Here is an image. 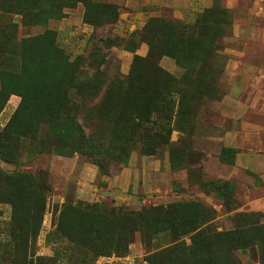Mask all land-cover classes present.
<instances>
[{
  "label": "rangeland",
  "instance_id": "obj_1",
  "mask_svg": "<svg viewBox=\"0 0 264 264\" xmlns=\"http://www.w3.org/2000/svg\"><path fill=\"white\" fill-rule=\"evenodd\" d=\"M88 5L0 0V264L127 254L138 264H261L254 239L264 213L241 211L235 184L219 178V158H232L219 139L228 90L222 38L197 56L203 86L172 82L136 96L129 78L167 86L184 76L163 68L162 55L152 57L157 67L137 63V40L119 20H95ZM132 162L141 181L120 195L113 180ZM87 167L91 202L78 198ZM125 212L140 222L126 229Z\"/></svg>",
  "mask_w": 264,
  "mask_h": 264
},
{
  "label": "crops",
  "instance_id": "obj_2",
  "mask_svg": "<svg viewBox=\"0 0 264 264\" xmlns=\"http://www.w3.org/2000/svg\"><path fill=\"white\" fill-rule=\"evenodd\" d=\"M113 3L119 7L120 28L128 36L143 31L150 20L157 18L182 24L190 32H199L201 19L210 10L228 13V32L217 37L222 38L223 54L227 57L228 84L227 92L219 98L222 127L219 139L222 148L235 153L232 163L219 158V178L235 184V198L241 203V211L264 213V7L260 0H119ZM149 53L147 42H142L135 52L142 57ZM161 65L176 76H182L185 71L168 56L163 57ZM135 165L132 162L113 180L118 194L122 195L118 189L124 190L132 183L138 187L141 178L135 176ZM183 170L179 167L173 174L181 175ZM146 177L143 189L151 191ZM80 185L78 198L94 201L92 169H85Z\"/></svg>",
  "mask_w": 264,
  "mask_h": 264
},
{
  "label": "trees",
  "instance_id": "obj_3",
  "mask_svg": "<svg viewBox=\"0 0 264 264\" xmlns=\"http://www.w3.org/2000/svg\"><path fill=\"white\" fill-rule=\"evenodd\" d=\"M89 3V11H91V8H94L93 16L95 20H101L103 18L109 19L110 21H118L120 16L118 12V6L115 4H109V3H100L99 1L95 0H86ZM227 15L228 13L226 11H223L221 9H214L207 12L205 17L201 19V29L199 32H190L188 31V27L176 23L174 21H168L166 19H152L149 21L145 29L141 32H135L133 33L132 37H134L138 44L136 49H138L139 45L142 42H147L150 46V53L146 57L138 56L136 57L137 63L143 62V64H150L155 65V61L152 59L154 56L162 55L163 57L168 56L177 61L179 66L183 69H185L182 76L183 78L180 79H169L166 81L167 86L164 81L155 80L149 77V79H143V80H134L132 78H129L127 81L128 85L130 86V89H137L135 91L136 96H144L148 97L147 89L150 87H160L165 86L168 87V85H172V82H174L175 87H182L184 85L191 84L192 86H203L202 79L205 75H203L201 72L202 66L204 63L198 62L197 56H203L207 55L208 47H212V45L216 46V39L218 35L220 36L223 34V27L222 23L224 22L223 15ZM109 15L113 16V18ZM99 17V19H97ZM109 17V18H108ZM112 18V19H111ZM218 40V39H217ZM134 52V53H135ZM211 53V52H210ZM197 65H200L196 67ZM157 67V66H156ZM199 69V70H198ZM161 70V69H159ZM193 70H198L200 72L197 80L193 78L191 75V72ZM129 89V90H130ZM132 91V90H130ZM185 94V92H184ZM184 102L190 101V95L186 96L184 95ZM193 98H196L195 95L192 94ZM186 110H183V112ZM232 156L234 155V151L231 149H226ZM222 161L232 163V158L230 160H226L222 158ZM181 168V167H180ZM186 167H182L181 169H185ZM227 183V182H225ZM151 212H147L145 216H142V219L147 220L150 217ZM130 213L129 218H125V225L128 227H132L133 224H138L140 222V217L134 212H125ZM245 214H253V213H245ZM260 232V237L254 239L256 245L258 246L257 251L260 253L261 256V264H264V228L261 230H258ZM128 255V254H127ZM107 256H114V255H107ZM117 256V255H115ZM126 256V255H125ZM105 257V256H102ZM118 257H124V256H118Z\"/></svg>",
  "mask_w": 264,
  "mask_h": 264
},
{
  "label": "built area",
  "instance_id": "obj_4",
  "mask_svg": "<svg viewBox=\"0 0 264 264\" xmlns=\"http://www.w3.org/2000/svg\"><path fill=\"white\" fill-rule=\"evenodd\" d=\"M138 257L133 255H126L124 257L105 256L98 259L95 264H138Z\"/></svg>",
  "mask_w": 264,
  "mask_h": 264
}]
</instances>
